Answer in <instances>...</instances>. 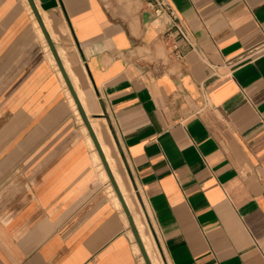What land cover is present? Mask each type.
Here are the masks:
<instances>
[{
    "label": "crops",
    "instance_id": "0c3cea01",
    "mask_svg": "<svg viewBox=\"0 0 264 264\" xmlns=\"http://www.w3.org/2000/svg\"><path fill=\"white\" fill-rule=\"evenodd\" d=\"M56 1L35 3L165 264H264V0H170L181 58L148 0ZM48 45L0 0V264H148Z\"/></svg>",
    "mask_w": 264,
    "mask_h": 264
},
{
    "label": "bare ground",
    "instance_id": "6f19581e",
    "mask_svg": "<svg viewBox=\"0 0 264 264\" xmlns=\"http://www.w3.org/2000/svg\"><path fill=\"white\" fill-rule=\"evenodd\" d=\"M41 6H42V3H41ZM43 13H44L45 22L47 23L48 26H50L49 25L50 24V20H49L47 14L44 11H43ZM48 47H49L50 55L53 57V54L51 53L50 45H48ZM77 92L79 94L81 102L83 103L86 111L88 112V110L86 108L85 99L83 97V93L78 88H77ZM71 101H72L74 107L77 109V107H76L77 105L75 103V100H74L73 96H71ZM89 118H90L91 124H92V126H93V128L95 130V133H96V135H97V137H98V139H99V141L101 143V146H102L103 151H104V153L106 155V158H107V161L109 163V166H110V168H111V170H112V172H113V174L115 176V179H116V181H117V183H118V185H119V187H120V189H121V191H122V193H123V195H124V197H125V199L127 201L128 206H129V208H130V210H131V212H132V214L134 216L135 223H136V225H137V227L139 229V232H140V234L142 236V239H143V241H144V243H145V245L147 247V250H148L149 254L151 255V259L153 261V264H164L162 259H161V257L159 256L160 254L156 251L155 248H153V241L154 240L151 237L150 233H148L146 231V225H145L144 221L142 220L140 213L136 210L135 203L133 201L132 195H131V193L129 192V190L125 186V183L123 181V177L121 175V172L116 167V159L110 153L109 146L105 143V141L103 139L102 128H101L100 122L97 119L92 118L90 115H89ZM82 130H83V134L85 135V137L87 139L86 142L88 141L90 147H92V149H94V151H95V161H96L98 167L101 170V175H102L103 178H106L108 176L107 171H106V169L104 167V164H103V162H102V160H101V158L99 156V153H98V151L96 149V146H95V143L93 141V138H92V136H91L86 124L83 125ZM110 187H111V195L113 197L114 202L116 203V205L122 207L121 201H120V199H119V197H118V195H117V193L115 191V188L113 187L112 183H110Z\"/></svg>",
    "mask_w": 264,
    "mask_h": 264
},
{
    "label": "water",
    "instance_id": "95a60500",
    "mask_svg": "<svg viewBox=\"0 0 264 264\" xmlns=\"http://www.w3.org/2000/svg\"><path fill=\"white\" fill-rule=\"evenodd\" d=\"M41 2H42V6L45 9H48V8L54 6L57 3L56 0H41ZM29 3L31 5V7H32L37 19L42 24V27H43L44 33H45V35H46V37L48 39L49 45H50V47H51V49H52V51H53V53H54V55L56 57V60H57L59 66L61 68V71H62V73H63V75L65 77V81H66V83H67L72 95L74 96V98H75V100L77 102V105H78V107H79V109L81 111V114H82V116L84 118V121H85L87 127H88V130H89V132H90V134H91V136L93 138V141H94V143L96 145V148H97V150H98V152H99V154L101 156L102 162H103V164L105 166V169H106V171L108 173L109 179H110L111 183L113 184V187L115 188V191H116V193H117V195H118V197H119V199L121 201V204H122L125 212L127 213L129 222H130V224H131V226H132V228L134 230L135 236H136L137 241H138V243L140 245V248H141V250L143 252V255H144L147 263L148 264H152V262L150 260V257H149V254H148V251L146 249L145 243H144V241H143V239L141 237V234L139 233V231L137 229L134 217H133V215L131 213V210H130L128 204H127V201H126V199H125V197H124V195H123V193H122V191H121V189H120V187H119V185H118V183H117V181L115 179V176H114V174H113V172H112V170H111V168L109 166V163L107 161V158H106V155H105V153L103 151L101 143H100V141H99V139H98V137H97V135L95 133V130H94L92 124H91L89 115L87 114V112H86V110H85V108H84V106H83V104L81 102V99H80V97H79V95H78V93H77V91H76V89H75V87H74L69 75L67 74V71H66V69H65V67H64V65H63V63H62V61L60 59V57H59V54H58V52H57V50L55 48V45H54L49 33L47 32V30H46V28L44 26L43 19H42L41 15H40V12H39L38 8H37L35 0H29Z\"/></svg>",
    "mask_w": 264,
    "mask_h": 264
},
{
    "label": "built area",
    "instance_id": "2783aa9c",
    "mask_svg": "<svg viewBox=\"0 0 264 264\" xmlns=\"http://www.w3.org/2000/svg\"><path fill=\"white\" fill-rule=\"evenodd\" d=\"M155 20H161L165 26V38L168 41L170 54L174 58L183 56L182 46L174 38V32L179 31L188 41V32L170 0H148Z\"/></svg>",
    "mask_w": 264,
    "mask_h": 264
},
{
    "label": "rangeland",
    "instance_id": "374dc122",
    "mask_svg": "<svg viewBox=\"0 0 264 264\" xmlns=\"http://www.w3.org/2000/svg\"><path fill=\"white\" fill-rule=\"evenodd\" d=\"M53 58H54V56H53ZM77 107V106H76ZM76 109V108H75ZM76 111H79L78 110V108L76 109ZM85 122L83 121V119H82V127H83V125H85L84 124ZM106 178H108V176L106 177ZM124 181V180H123ZM125 183V182H124ZM126 186V185H125ZM127 188V187H126ZM128 189V188H127ZM142 218H143V220H144V222L146 221V219H145V217L143 216V214H142ZM148 223L147 222H145V225H146V231L148 232V233H150V235H151V237L153 238V236H152V233H151V230H150V227H149V224L147 225ZM153 240H154V238H153ZM154 242V248L156 249V251L160 254L159 256L162 258V260H163V262H164V264H165V261H164V259H163V256H162V253H161V251L158 249L159 247H157V245H156V243H155V241H153ZM156 245V246H155Z\"/></svg>",
    "mask_w": 264,
    "mask_h": 264
}]
</instances>
